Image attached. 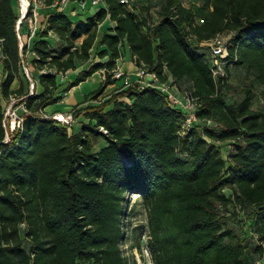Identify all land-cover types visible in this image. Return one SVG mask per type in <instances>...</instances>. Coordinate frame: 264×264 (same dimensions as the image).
Segmentation results:
<instances>
[{
	"label": "trees",
	"instance_id": "trees-1",
	"mask_svg": "<svg viewBox=\"0 0 264 264\" xmlns=\"http://www.w3.org/2000/svg\"><path fill=\"white\" fill-rule=\"evenodd\" d=\"M160 1L153 22L121 0H102L86 24L53 12L47 29L22 49L19 1L0 0V264H137L121 250L133 195L147 210L153 264H264V108L254 106V85L264 87V0ZM107 19L116 26L103 35L97 57L109 60L80 72L72 87L105 70L104 83L87 97L97 100L117 82L110 72L129 48L137 67L198 99L189 134L181 135L185 114L151 88L88 108L80 133L44 117L61 100L60 76L91 60ZM50 32L65 44L59 53ZM223 34L230 35L226 76L216 79L210 49L200 44ZM233 67L253 84L229 104ZM24 97L23 126L4 144L6 105ZM232 222L250 227L261 245L249 249L246 232L227 227ZM252 250L259 258L249 262Z\"/></svg>",
	"mask_w": 264,
	"mask_h": 264
},
{
	"label": "built area",
	"instance_id": "built-area-1",
	"mask_svg": "<svg viewBox=\"0 0 264 264\" xmlns=\"http://www.w3.org/2000/svg\"><path fill=\"white\" fill-rule=\"evenodd\" d=\"M20 6V18L17 24V31L19 33L20 45L23 49L24 44L21 41L20 32L22 27L27 24L30 27V37H36L39 33V18L42 9L47 7V0H18ZM69 0H57L52 6L57 7L59 10H64ZM102 0H92L93 6H97ZM122 4L129 5V0H121ZM226 34L218 35L211 41L201 43V46H206L210 49V67L213 76L218 79L219 77L226 76V59L228 58V42ZM23 63V69L30 81V95H34L35 84L31 78L30 71ZM46 73L45 71H43ZM112 79L121 82L122 90H145L154 89L163 94L172 108L182 111L186 116V121L182 127L181 135L185 136L194 128L198 123L196 116L198 108V99L194 98L190 92H179L177 87L173 84L172 79L163 81L156 72H151L147 68L137 67L132 73L123 72L116 69L112 72ZM61 75L60 78H63ZM27 97L17 99L12 98L6 105L4 128L6 130V139L4 144L11 142V135L16 130L22 128L24 123V114H27V108L22 101ZM46 119H53L57 124L66 128L71 132L75 119L73 114H44ZM101 132L107 134L103 128ZM1 155V152H0Z\"/></svg>",
	"mask_w": 264,
	"mask_h": 264
},
{
	"label": "rangeland",
	"instance_id": "rangeland-1",
	"mask_svg": "<svg viewBox=\"0 0 264 264\" xmlns=\"http://www.w3.org/2000/svg\"><path fill=\"white\" fill-rule=\"evenodd\" d=\"M74 1L75 0H73L72 3H74ZM181 1L186 7H189L192 4H199V0H181ZM129 2L134 12L139 16L151 18L152 22L157 20L158 18L157 14L161 7L160 0H130ZM86 3L88 4V7H93L94 11H99L101 8L100 5L92 6L91 0H87ZM144 7H149L150 12L147 13L146 11H144L143 9ZM17 10L19 14V5ZM72 19L75 20L74 16H72ZM226 37L228 40H230V35H227ZM201 47L207 48L206 46H201ZM127 59L128 60L130 59L129 56ZM230 71L231 74L229 78V82H230L229 86H231V89L230 91L227 92V96H226V101L229 104L238 103L239 101H241L244 97V90L246 88H249L253 84V78L250 75H248L246 71L241 67H236V68L233 67L230 69ZM78 74L77 73L75 74L76 77L78 76ZM99 79H100L99 77L98 78L95 77L92 80L84 83L81 89L78 91L79 92L78 98L81 97L80 94L85 95L89 92L97 91L102 84L99 81ZM60 80L63 81L62 78ZM68 84L69 82H66V84L64 85L65 89H67L66 87H68ZM254 88L257 94V98L254 103V106L255 108H264V87L255 84ZM123 91L124 90H122L121 87L117 88L116 90L111 88L109 89V95L112 96L113 94H118ZM71 100L72 99H70L69 102ZM102 102H105L104 99ZM100 142H102V144L105 145V142H103V140H101ZM235 212L236 214H238L240 219L245 220L246 214L243 213L242 210L237 209L235 210ZM229 216H231L230 218H232L233 216L232 213H229ZM249 221L250 220H248V222ZM232 224L233 225L229 223L227 227L229 228V226L230 227L233 226L235 229H237V232L241 235L242 232H246L245 236H247L248 240H250V243L248 240H246V242H248V245L250 246L249 249L253 248V246H257L259 244L261 245V242L255 241L257 239L254 238L253 235H251L253 232L252 229H250V227H245V226L243 227L242 223L232 222ZM123 230H124V238L121 242V250L123 256L127 258L130 263H132V260L134 259L137 262V264H153L151 253L148 248V242L150 239L149 229H148V214L145 206L138 200V196L136 195H133L131 197V201L128 204L126 211L124 213ZM29 245H30L29 242H26V246L28 247ZM253 251L254 250H252V252L249 254V262H253L255 259L257 260L259 258V254L253 253Z\"/></svg>",
	"mask_w": 264,
	"mask_h": 264
},
{
	"label": "crops",
	"instance_id": "crops-1",
	"mask_svg": "<svg viewBox=\"0 0 264 264\" xmlns=\"http://www.w3.org/2000/svg\"><path fill=\"white\" fill-rule=\"evenodd\" d=\"M73 0H69L67 6L64 8V10H59L57 7L53 6H47L40 12V18H39V33L43 32L47 29V22L50 17V15L53 12H64L68 16H70L71 20L74 23H84L86 24L87 21L94 17L98 11H94L93 7H88V4L86 3L87 0H75L74 3H72ZM92 1V0H91ZM57 2V0H55ZM54 2V3H55ZM93 6V4H92ZM102 4H100V7ZM20 10V6H19ZM69 13V14H68ZM72 16H74L75 20L72 19ZM116 26L115 23L111 22L109 19H107L100 27H99V35L97 42L91 51V60L89 62H81L78 64V67L76 70H71L67 72L63 76V81L60 80L61 84V90H60V96L61 100L59 103L54 105L53 107H49L46 109V112L48 114H55V113H62V114H73L75 119V124L71 130L73 133H80L83 129L84 124L87 122L86 118V110L91 107H97L104 99V101H109L111 96L109 95V89H117L121 87V82L117 81L115 84L110 85L107 87L104 95L99 97L97 100H93L92 98L87 97L93 93L89 92L85 95H81L80 98H78V91L81 89L84 83L92 80L95 77H99V81L103 84L105 80V70H100L97 73H95L92 77L87 79L85 82L80 83L78 86L72 87V84L76 80V73H80L84 70H88L93 64L96 63H106L109 60V57H106L104 59H99L97 57L98 51L105 50L104 47L100 46V41L103 37V35L108 32L109 30L114 29ZM21 41L23 44L29 45L33 42L35 37H30V27L25 24L21 29ZM47 41L49 42L51 48L56 53L61 52V50L65 47L64 42H62L54 33H49V36L47 38ZM82 40L78 42V45H80ZM1 43V41H0ZM129 56V60L127 59ZM0 57H1V44H0ZM32 57L29 58L31 60ZM137 66L135 63V58L131 55L129 48L124 49L123 57L117 62V68L120 69L123 72L126 73H132L136 70ZM61 79V78H60ZM66 82H69L67 89H65L64 85ZM101 84V85H102ZM15 88H18L19 84L18 82L15 83ZM112 91V90H111ZM105 97V98H104ZM72 99L70 102L69 100ZM78 111V112H77ZM104 145L102 142H100L98 145H96V149H101Z\"/></svg>",
	"mask_w": 264,
	"mask_h": 264
}]
</instances>
